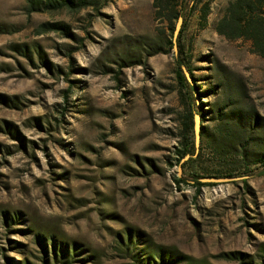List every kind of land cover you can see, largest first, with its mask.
<instances>
[{"label":"rangeland","instance_id":"374dc122","mask_svg":"<svg viewBox=\"0 0 264 264\" xmlns=\"http://www.w3.org/2000/svg\"><path fill=\"white\" fill-rule=\"evenodd\" d=\"M229 1L213 0L206 21L196 11L182 34L206 153L183 171L188 100L169 45L182 24L174 43L153 0L32 13L0 0V264H44L37 236L69 255L77 245L48 264H132L127 232L178 264L263 262L264 58L216 32ZM217 153L237 175L196 187L191 171L224 170Z\"/></svg>","mask_w":264,"mask_h":264},{"label":"trees","instance_id":"16d2710c","mask_svg":"<svg viewBox=\"0 0 264 264\" xmlns=\"http://www.w3.org/2000/svg\"><path fill=\"white\" fill-rule=\"evenodd\" d=\"M26 2L29 13L60 10L76 12L97 5V0H26ZM212 2L213 0H153L155 18L165 20L169 24L172 40L173 28L178 19H182V28L177 36L176 44H174L177 47V52L174 55V73L177 84L188 100L186 114L182 117L181 139L176 150L177 160L187 157L184 163L181 164L183 171L187 167L197 166L198 163L206 164V153H204L201 141L199 148L195 146L193 113H197L201 120L204 119L205 115L204 110L198 108L195 103V94L198 93V90L184 73L183 68L188 71L193 79L190 61L186 56L185 45L181 42V38L186 25L196 11L200 12L201 20L206 21ZM42 27L45 28L42 33L60 32L64 37L68 38L70 36L69 27L65 24L45 23ZM216 32L229 40L243 39L249 41L254 52L264 58V0H230L223 16L217 22ZM169 45H172L171 49H173L172 41L169 42ZM200 137L202 138V131ZM213 153L215 154L213 151L210 155H213ZM217 155H215L216 158L223 162L221 167L224 170L211 171L207 167H202L191 171L190 175L196 187L205 186L200 182V179L233 178L234 175H237L234 171L227 172V158L219 155V153ZM258 163L264 168V157H261ZM262 174H264V169ZM176 181L180 182L179 179H176ZM36 239L42 249L44 264H48L47 257L49 256L54 262H62L69 257L73 259L78 256V248L75 243H73L72 253L69 255V248L65 244L57 243L52 238L50 244L43 237L37 236ZM118 243L124 248L125 254L128 255L132 264H178L181 260L171 249L163 247L152 249L139 233L131 234L127 232L125 236L119 237ZM140 246L142 247L140 248ZM8 261L13 260L8 259ZM261 264H264V259Z\"/></svg>","mask_w":264,"mask_h":264},{"label":"water","instance_id":"95a60500","mask_svg":"<svg viewBox=\"0 0 264 264\" xmlns=\"http://www.w3.org/2000/svg\"><path fill=\"white\" fill-rule=\"evenodd\" d=\"M181 24H182V19L179 18L178 21H177V24H176L175 32H174V43H175V38H176V36L178 34V31L180 29ZM174 49L176 50L175 45H174ZM184 73H185V75H186V77L188 79V74H187V72L185 70H184ZM193 130H194L195 146H196V148H199L201 137H200V126H199V117L198 116L194 117V129ZM186 159H187V157L184 158V160H186ZM206 180H208V179H206ZM211 180H214V179H211Z\"/></svg>","mask_w":264,"mask_h":264},{"label":"bare ground","instance_id":"6f19581e","mask_svg":"<svg viewBox=\"0 0 264 264\" xmlns=\"http://www.w3.org/2000/svg\"><path fill=\"white\" fill-rule=\"evenodd\" d=\"M198 121V120H197Z\"/></svg>","mask_w":264,"mask_h":264}]
</instances>
